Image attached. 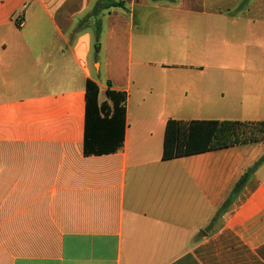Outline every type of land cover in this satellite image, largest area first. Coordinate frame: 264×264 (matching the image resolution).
Returning <instances> with one entry per match:
<instances>
[{
  "label": "crops",
  "instance_id": "obj_1",
  "mask_svg": "<svg viewBox=\"0 0 264 264\" xmlns=\"http://www.w3.org/2000/svg\"><path fill=\"white\" fill-rule=\"evenodd\" d=\"M94 1L0 0V264H264V161L225 204L264 141L161 159L168 119L264 121V0H122L99 48ZM88 79L126 92L113 154Z\"/></svg>",
  "mask_w": 264,
  "mask_h": 264
},
{
  "label": "trees",
  "instance_id": "obj_2",
  "mask_svg": "<svg viewBox=\"0 0 264 264\" xmlns=\"http://www.w3.org/2000/svg\"><path fill=\"white\" fill-rule=\"evenodd\" d=\"M126 11L122 0H95L77 20L75 31L89 28L94 47H100L101 17L111 9ZM85 109L83 154L106 155L117 152L123 143L125 128L126 92L111 88L106 82L104 99L99 98V86L92 80L85 82ZM264 141V121L192 120L168 119L164 127L162 160H169L223 149L235 145ZM264 161L262 156L234 185L225 204L230 202L247 181L253 170Z\"/></svg>",
  "mask_w": 264,
  "mask_h": 264
},
{
  "label": "rangeland",
  "instance_id": "obj_3",
  "mask_svg": "<svg viewBox=\"0 0 264 264\" xmlns=\"http://www.w3.org/2000/svg\"><path fill=\"white\" fill-rule=\"evenodd\" d=\"M134 43H136V41H134ZM94 51V50H93ZM93 53V52H92ZM95 67H97V65H95Z\"/></svg>",
  "mask_w": 264,
  "mask_h": 264
}]
</instances>
